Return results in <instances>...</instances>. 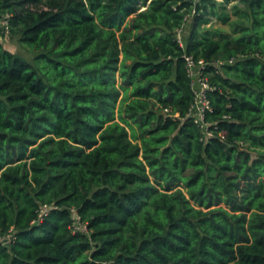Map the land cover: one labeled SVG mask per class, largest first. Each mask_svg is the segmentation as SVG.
<instances>
[{
    "label": "trees",
    "instance_id": "16d2710c",
    "mask_svg": "<svg viewBox=\"0 0 264 264\" xmlns=\"http://www.w3.org/2000/svg\"><path fill=\"white\" fill-rule=\"evenodd\" d=\"M229 1L0 0V264H264V0Z\"/></svg>",
    "mask_w": 264,
    "mask_h": 264
},
{
    "label": "built area",
    "instance_id": "2783aa9c",
    "mask_svg": "<svg viewBox=\"0 0 264 264\" xmlns=\"http://www.w3.org/2000/svg\"><path fill=\"white\" fill-rule=\"evenodd\" d=\"M180 32L181 29L178 30L177 37L181 42V36H179ZM184 58L186 60L187 73L192 79V89L194 92V99L191 105L189 115L193 117V121L202 129L203 138L205 139L206 137H210L212 135L211 132L208 130L209 124L204 121V113L210 109L209 100L206 95V91L207 89H209V85L206 76H204L202 72L205 63L202 60H199L197 63H195L192 60L191 56L187 55H185ZM228 62L231 63L232 60H229ZM168 111V109H164V112ZM46 210L47 206L44 205L39 212V216L41 217L46 212ZM71 212L74 213V209H71ZM73 229L84 230L85 226H81V224L76 221L73 224ZM12 238V228H10L7 232H0V243H2L3 245H7Z\"/></svg>",
    "mask_w": 264,
    "mask_h": 264
},
{
    "label": "rangeland",
    "instance_id": "374dc122",
    "mask_svg": "<svg viewBox=\"0 0 264 264\" xmlns=\"http://www.w3.org/2000/svg\"><path fill=\"white\" fill-rule=\"evenodd\" d=\"M218 1H221V0H218ZM235 2H236V0H231L228 3H226L227 10H229L230 7ZM208 18H209L208 22L203 26L219 28V29H222L224 32L230 31L229 26H227L226 24H221L218 20L215 19V16L211 15ZM232 18H234V17L232 16ZM179 36H181V38H182V32L180 33ZM2 41H3L4 47L6 49H8L9 51H11V52H13L19 56H22L29 61L32 60L34 54L28 48H26L22 43L19 42L18 36L7 35L3 38Z\"/></svg>",
    "mask_w": 264,
    "mask_h": 264
}]
</instances>
